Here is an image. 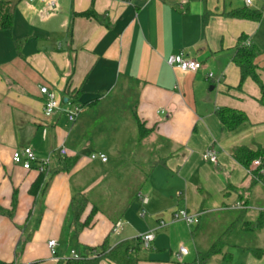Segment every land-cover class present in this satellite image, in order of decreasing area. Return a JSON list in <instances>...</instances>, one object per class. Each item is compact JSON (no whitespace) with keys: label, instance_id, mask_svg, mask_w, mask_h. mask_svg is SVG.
<instances>
[{"label":"crops","instance_id":"0c3cea01","mask_svg":"<svg viewBox=\"0 0 264 264\" xmlns=\"http://www.w3.org/2000/svg\"><path fill=\"white\" fill-rule=\"evenodd\" d=\"M8 1L14 25L0 32V206L10 209L16 191L18 207L13 217L0 215V264H39L43 252L49 257L42 264H58L107 238L116 246L156 236L176 223L171 219L180 210L200 220L221 215L227 230L233 226L213 242L223 237L219 264H264V186L233 156L241 147H264L262 91L252 80L237 90L241 73L233 61L240 38L248 36L263 51L257 65L264 83L261 1L251 7L245 0ZM50 1L58 5L51 15ZM92 7L102 21L77 16ZM236 9L260 10L262 20L226 16ZM179 53L201 62L202 70L171 67L169 57ZM43 86L84 106L74 123L45 115ZM224 107L245 112L249 122L225 131L217 115ZM140 122L148 130L143 140ZM26 147L40 160L52 154L51 167L64 158L78 162L70 173L50 175L34 198L29 191L40 173L13 163ZM210 149L218 153L216 164L203 158ZM99 154L108 161L91 159ZM76 194L90 201L86 217L98 211L95 224L78 237L71 211ZM145 208L149 223L141 232L134 214L143 210L146 218ZM260 219V229L243 228ZM161 220L170 224L159 229ZM118 222L123 229L112 234ZM62 238L70 247L65 254ZM52 240L59 243L56 257ZM135 256L136 264H178L176 256ZM186 257L183 263L190 262Z\"/></svg>","mask_w":264,"mask_h":264},{"label":"trees","instance_id":"16d2710c","mask_svg":"<svg viewBox=\"0 0 264 264\" xmlns=\"http://www.w3.org/2000/svg\"><path fill=\"white\" fill-rule=\"evenodd\" d=\"M77 16L84 18H93L98 21H102V16L96 13L93 7L82 14ZM230 18L249 20L253 22H260L263 17V12L260 10L251 9H236L226 14ZM14 25V6L8 0H0V32L11 31ZM249 38L243 35L237 46L235 56L233 58L234 63L240 69L241 81L237 90L242 91L247 80H252L261 89L263 97L262 104H264V83L261 79V69L257 65V59L263 54V51L256 45H248ZM69 90V88H68ZM217 115L225 131L232 133L239 129L242 125L249 122L248 115L240 110L224 107L217 110ZM148 135V130L144 123H139V138L143 140ZM234 159L246 169H250L251 165L256 160H261L262 167H264V147L257 146V149H251L248 147L238 148L234 152ZM78 162V158H64L60 161L57 167H47L43 172L39 174L30 188V195L37 198L40 192L47 189V178L50 175H56L61 173H70ZM258 171H254L255 175ZM47 186V187H46ZM90 205L88 197L84 194H76L71 200V211L74 218L75 237H78L84 230L91 228L95 224V218L98 213L97 209L85 216L86 211ZM18 207V194L15 191L12 199L11 208L6 210L0 206V215H6L13 217ZM262 219L257 224L245 223L243 228L246 231H255L262 227ZM233 226L227 231L230 232ZM224 242L223 237L216 241L212 247L206 253H199L195 262H186L178 264H205L212 257L221 254L223 250ZM143 247L142 241L139 238L128 240L119 243L116 246H112L109 238L98 247L86 248L79 252L81 259H75L73 257L60 261L58 264H100L104 260H109L116 264H136L133 261V254L139 251ZM253 252L257 256H261L263 251L260 249H254Z\"/></svg>","mask_w":264,"mask_h":264},{"label":"built area","instance_id":"2783aa9c","mask_svg":"<svg viewBox=\"0 0 264 264\" xmlns=\"http://www.w3.org/2000/svg\"><path fill=\"white\" fill-rule=\"evenodd\" d=\"M31 2H36L38 0H30ZM255 0H245V3L248 7H251L254 5ZM57 3L55 1H50L48 3V14H54L58 8ZM248 45H250V42L248 41ZM168 64L171 67H177L183 72H188L192 74L199 73L203 65L201 62L196 61L194 59H191L187 57L184 53H179L176 55H172L168 59ZM209 78H213V74L208 75ZM40 94L44 98V113L47 117H53L55 115H65L67 120L70 123H74L76 119L79 117V115L84 111V106L82 104H76L71 103V101H68L65 103V101H62L58 98L57 93L55 90L50 89L49 87L43 86L40 88ZM67 106V107H66ZM60 155L65 156L66 150L62 148L60 150ZM203 158L206 162H210L213 164H216L218 162V153L210 149L206 151L203 155ZM51 159L52 154L44 160H40L35 151L31 147H26L20 151H16L13 155V163L16 166H21L26 171H31L33 169L37 170L39 173L43 172L47 167L51 165ZM93 161L100 160L102 162H107L108 158L103 155H93L91 157ZM254 171H258L255 175ZM248 174L257 182L262 184L264 186V167H262L261 160H256L252 163L251 168L247 169ZM237 208L242 209V205H238ZM244 209V208H243ZM141 216H145V212H142ZM171 221L173 222H186L188 226H197L200 223V216H194L188 213L187 211H176L173 213ZM170 223L166 220H161L159 222V229H163L167 227ZM123 229V223L118 222L114 225L112 229V234L118 235ZM155 233L150 232L148 234L142 235L139 237V239L142 241L143 248L148 250L150 249L152 243L155 241ZM59 246V243L55 240H52L48 243V247L50 249L52 257H56L57 255V248ZM189 255V252L186 248H181L180 252L176 255V259L178 263H183V260L186 256ZM71 257L75 259H81V256L76 251L72 252ZM56 261L57 258H56Z\"/></svg>","mask_w":264,"mask_h":264},{"label":"rangeland","instance_id":"374dc122","mask_svg":"<svg viewBox=\"0 0 264 264\" xmlns=\"http://www.w3.org/2000/svg\"><path fill=\"white\" fill-rule=\"evenodd\" d=\"M260 1L262 3L261 10L264 12V0ZM100 207H103L102 201H100ZM103 209H109L108 204L104 205ZM141 212H143V210H141ZM220 216L221 215H211L208 217L203 215L200 220L201 224L198 227L188 226L187 223L183 221L173 223L167 230L157 232V240L152 244L151 251H147L142 247L139 251H136L135 257L144 258L145 255L149 258H172L180 252L181 248L184 247L190 253L186 259L190 262H195L198 252H207L212 247L213 242L227 230V223L225 220H222L224 218ZM134 217L137 220L136 223L133 224L141 232H144L146 228H148L147 223H149L148 210L146 218H141L143 216H140L138 211L134 214ZM60 242L62 244V251H64L65 254L70 247L68 246L65 238H62ZM41 255L44 257H42V259L39 261V264H42L43 261L49 257V254L47 255L45 252H43ZM220 260V256H214L205 264H219Z\"/></svg>","mask_w":264,"mask_h":264},{"label":"water","instance_id":"95a60500","mask_svg":"<svg viewBox=\"0 0 264 264\" xmlns=\"http://www.w3.org/2000/svg\"><path fill=\"white\" fill-rule=\"evenodd\" d=\"M212 90V89H211ZM68 102V100H65V103H67ZM20 247H21V244H20V246L18 247V249H20Z\"/></svg>","mask_w":264,"mask_h":264}]
</instances>
